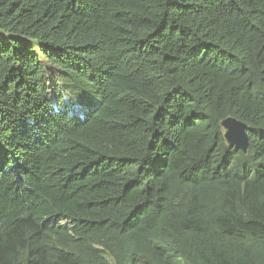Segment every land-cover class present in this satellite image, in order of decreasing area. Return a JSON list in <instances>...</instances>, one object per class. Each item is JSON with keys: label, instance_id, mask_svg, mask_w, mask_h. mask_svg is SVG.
Listing matches in <instances>:
<instances>
[{"label": "trees", "instance_id": "obj_1", "mask_svg": "<svg viewBox=\"0 0 264 264\" xmlns=\"http://www.w3.org/2000/svg\"><path fill=\"white\" fill-rule=\"evenodd\" d=\"M0 264H264V0H0Z\"/></svg>", "mask_w": 264, "mask_h": 264}, {"label": "water", "instance_id": "obj_2", "mask_svg": "<svg viewBox=\"0 0 264 264\" xmlns=\"http://www.w3.org/2000/svg\"><path fill=\"white\" fill-rule=\"evenodd\" d=\"M230 124L235 131V137L237 138L236 147L245 148L247 146V136L243 125L235 120H230Z\"/></svg>", "mask_w": 264, "mask_h": 264}, {"label": "rangeland", "instance_id": "obj_3", "mask_svg": "<svg viewBox=\"0 0 264 264\" xmlns=\"http://www.w3.org/2000/svg\"><path fill=\"white\" fill-rule=\"evenodd\" d=\"M223 131L225 136V141L228 145H236L237 138L235 137V131L232 128L230 121H225L223 123Z\"/></svg>", "mask_w": 264, "mask_h": 264}, {"label": "clouds", "instance_id": "obj_4", "mask_svg": "<svg viewBox=\"0 0 264 264\" xmlns=\"http://www.w3.org/2000/svg\"><path fill=\"white\" fill-rule=\"evenodd\" d=\"M230 120H234V119H228V120H226V121H230ZM236 121V120H235ZM225 122V121H224ZM223 122V123H224ZM236 122H238V121H236ZM223 123H222V126H223ZM240 123V122H239ZM242 124V123H241ZM243 125V127H244V129H245V133H246V126L244 125V124H242ZM223 128V127H222ZM246 136H247V133H246ZM232 146H234V145H232ZM247 146H248V136H247ZM247 146L245 147V148H237L236 147V145L234 146L236 149H242V150H245L246 148H247Z\"/></svg>", "mask_w": 264, "mask_h": 264}]
</instances>
